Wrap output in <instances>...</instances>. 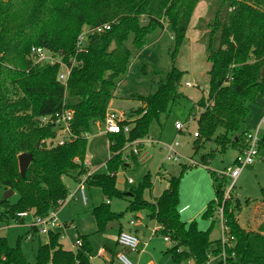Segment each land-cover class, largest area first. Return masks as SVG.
<instances>
[{
    "label": "trees",
    "instance_id": "1",
    "mask_svg": "<svg viewBox=\"0 0 264 264\" xmlns=\"http://www.w3.org/2000/svg\"><path fill=\"white\" fill-rule=\"evenodd\" d=\"M202 1L0 0V188L19 196L16 203L1 201L0 228L12 221L22 222L18 217L21 213L46 217L64 206L70 196L64 178L88 174L83 165L88 146L84 136L92 133L95 124L105 121L115 93L128 75L134 50L144 49L148 38L168 24L175 62L188 42L193 16ZM215 1L218 8L201 39L211 69L208 99L196 104L206 108L197 121L199 139L209 142L222 129L224 133L216 138L220 153L236 149L241 154L248 146L243 125L249 105L264 98V0ZM104 25H110L111 30L91 38L88 52L78 57L82 64L74 68L67 89L58 81L60 66H42L31 60L32 48L40 47L69 62L82 32ZM153 74L156 91L135 98L142 107L134 120L131 117L122 123L131 127L130 133L109 135L114 156L107 163L108 172L88 177L87 186L101 189L108 201L131 197L128 211L132 213L148 211L161 227V234L172 241L169 252L177 264L189 260L211 264L212 258L214 264H264V224L257 232L241 227L232 199L225 200L228 177L212 174L216 198L203 215L212 222L207 231L199 230L196 221L183 222L179 213L181 183L190 170L186 166L180 176L171 178L170 186L155 203L144 198L145 191L153 188L150 173L138 187L129 185L126 192L117 189V177L112 174L130 169L123 149L128 143L146 139L154 123L164 130V121L169 120L182 97L184 71L174 64L168 72L156 68ZM65 104L75 113L70 128L76 140L54 147L47 142L57 137V128L54 124L43 126L41 120L55 117ZM202 142H196L198 148ZM258 151L260 156L264 154V132ZM23 154L34 157L25 178L19 165ZM211 157H203L204 166ZM131 162L138 166V156L132 155ZM221 207L233 239L231 248L225 249L226 260L222 258V240H211ZM93 216L99 232H104L124 214L112 212L107 203L96 207ZM33 230L37 235L38 230ZM61 237L58 232L49 234L48 242L39 247L37 264H92V249L84 236H80L83 246L75 252L64 249ZM0 263L30 264L20 246L12 247L6 237H0Z\"/></svg>",
    "mask_w": 264,
    "mask_h": 264
},
{
    "label": "rangeland",
    "instance_id": "2",
    "mask_svg": "<svg viewBox=\"0 0 264 264\" xmlns=\"http://www.w3.org/2000/svg\"><path fill=\"white\" fill-rule=\"evenodd\" d=\"M217 8L218 4L215 0L202 1L193 16L187 35L188 42L178 52L175 62L172 60L174 50L173 35L168 24L164 30H157L148 38V44L144 49L134 50L128 75L120 83L118 91L115 93V100L109 107L113 111L125 113L128 120L132 119L131 117L135 118V112L143 105L142 102L137 101L135 98L137 96L148 97L156 91L154 83L156 78L153 74L156 68L168 72L175 64L176 67L185 72L180 88L182 97L174 106L169 120L164 121V130L154 123L147 139L153 138L157 142L166 143H173L177 139L182 143L179 152L198 163L196 167L190 169L185 174L181 183L184 192L183 196L189 202L192 201L191 206L195 209L204 200L207 192L206 185L201 183L204 180L203 172L210 175L214 183V178L211 174L219 170L224 171V169L230 168V166L232 167L240 155L236 149H230L226 154L220 153L216 138L224 133L222 129L217 132L211 141L206 143L194 137V133L199 131L197 126L199 116L197 114L196 103L202 98L208 99L205 93H208L209 90L210 77L208 72L211 69V64L208 62L205 46L201 39L206 31H209L208 26L212 22ZM130 47L132 49L131 45ZM142 65L146 66L144 70L141 69ZM186 83L196 84L197 88L187 87ZM262 99L264 98H258L255 104L249 105V115L243 125V131L254 132L262 119H264V104L260 102ZM177 121L186 124L184 132L179 133L176 130L175 123ZM98 124H100L99 127H102L101 123ZM101 130L103 129L93 126L91 137L88 140L86 163L91 166L92 171L98 170V174H105L108 172L106 164L110 160L112 153L110 151L109 136L102 134ZM263 132L264 125L262 126ZM199 141L202 142L200 148H198L196 143ZM47 144L51 145L54 143L47 142ZM142 148V155L148 154L152 156L149 165L134 166L131 162L129 164L131 166L130 169L127 171L121 170L118 173L116 186L119 191L126 192L128 187L124 184L126 182L125 176L128 179L132 178L135 181L134 187H138L146 175L150 173L154 188L151 190L147 189L144 193V198L149 202H154L168 188V185L170 186L169 182L171 178L180 176L183 166L166 162V153L161 144H156L155 146L144 144ZM131 152V149L127 150L125 155H129ZM207 155H212V157L206 169L203 165V157H207ZM65 185L69 189L71 196L78 188L77 182L69 177H65ZM201 190H205L206 192L200 194ZM230 194L236 219H239L240 224L244 228L254 229L253 221L256 209L264 204V154L256 158V163L253 166L246 167L243 170L234 187L230 190ZM5 195L4 189L0 188V203ZM71 196L67 199L65 206L59 210L58 216L62 225L68 223L73 225L69 229L57 230L58 233H62L61 242L64 248L68 251H75L76 248L73 246L75 236H84L92 249L91 263L106 264L105 260L100 257L99 251L104 248L109 251L116 250L118 230L112 226V223H115L112 222L108 225L106 231L99 232L98 224L93 216V210L96 207L107 204L108 199L104 196L102 190L96 187H86V204L80 195L79 199L81 200L77 199L78 197L73 199ZM18 199L19 196L14 195L9 200L12 203H16ZM131 200L132 198L128 197L127 199L118 198L109 201L112 212L119 215L124 214L122 219L116 221L114 225H117L118 222L124 225L132 221L136 222V216H139L143 222L141 223L142 226L139 225L137 227L142 229L145 238L148 240L153 233L152 229L157 226V223L149 218L148 211L138 213L128 211ZM237 206L238 209H236ZM2 211L3 209L0 207V212ZM33 223V215H30L24 221L23 226L17 225L16 221H12L8 225L9 228L7 226L0 228V237L8 238L12 247L20 246L28 262L30 264H37L36 256L39 247L47 242L48 236L40 234L31 236L29 230ZM213 232L211 239L217 240V238H222V223L219 218ZM151 239L148 245L143 243L139 251H127V256L134 264H177L169 252L173 247V243L165 242V237L162 234H157ZM143 249L144 252H142ZM190 261L185 263L187 264ZM193 261L189 264H196ZM113 264L120 263L116 260ZM211 264H214L213 260H211Z\"/></svg>",
    "mask_w": 264,
    "mask_h": 264
},
{
    "label": "built area",
    "instance_id": "3",
    "mask_svg": "<svg viewBox=\"0 0 264 264\" xmlns=\"http://www.w3.org/2000/svg\"><path fill=\"white\" fill-rule=\"evenodd\" d=\"M111 30L110 25H104L99 26L96 28H86L82 34L79 36L78 42H77V49L76 54L70 58L69 62H65L62 57L55 54L54 52H51L48 49L40 48V47H33L31 50V60L38 65L42 66H60V72L58 74V81L61 85H63L66 89L68 86V83L70 81L71 75L73 73V70L76 66H79L82 64L81 61H79L78 57L88 52V46L90 43V40L92 37H95L97 35H101L106 33L107 31ZM187 87H195L197 88V85H192L190 83H186ZM208 96V93L207 95ZM210 104L207 102V106ZM110 107V106H109ZM198 109V116H200L205 111V107H197ZM74 110L69 109L66 107V104L64 106V109L62 112L57 113L55 117H44L42 121V125L46 126L49 124H54L57 128V137L50 142L54 143L51 144L52 146H63L67 143L73 142L76 140V136L71 132L70 124L73 121L74 118ZM127 121V117L125 113H119L116 111H113L111 108H108L106 113V119L103 123H101V126L104 128V133L107 135L110 134H125L128 135L131 131L130 126H122V123ZM264 125V119L260 122L257 129L254 132L248 133V139L247 143L248 146L246 150L239 155V157L236 159V164L230 168H228L225 171L217 172V176L222 177H228L230 179V183L228 188L225 192V200L232 199L230 190L234 187L236 181L242 174L243 170L246 167L253 166L256 163V158L259 156L258 146L260 141V135L262 133V126ZM186 127V124H183L182 122H176L175 128L176 130L181 133L184 132ZM86 139H90L91 134L87 133L84 136ZM194 137L196 139H199L201 136L199 135V132L194 133ZM144 140H137L133 141L131 143H128L126 147L123 149V155L125 158V161L128 163V165L131 163V156L137 155L138 157L141 154V150L143 149L142 146L144 144H161L163 146V150L166 153L165 161L170 163H176L182 166H186L189 169H192L198 165L196 161H194L192 158H188L185 155L181 154L179 152L180 147H182V143L179 140H175L173 143H166V142H156L154 140L145 141ZM132 150L131 154L125 155L127 150ZM114 156V154L111 155V158ZM110 158V159H111ZM77 162L81 164V162L77 159ZM83 165L90 169V165L86 162L83 163ZM130 166V165H129ZM205 167V166H204ZM206 168V167H205ZM119 172L113 173L112 175L117 177ZM125 173V172H124ZM91 173H88L86 177L83 178V180L79 183L78 190L76 193H78L83 202L87 203V197H86V187H87V181L88 177H90ZM127 183L129 185H134L135 181L132 178H129L127 180ZM229 189V190H228ZM75 193V194H76ZM71 196V195H70ZM72 195L71 197H73ZM109 203V201H108ZM187 208L180 209L179 213H183L186 211ZM223 213L224 209L221 207L219 212L217 213L218 218L221 220L222 223V232L223 236L221 238L223 243V255L222 258L226 260V248H231L233 245V239L229 237L228 229L225 226V222L223 219ZM31 215V212H25L18 215V217L23 220L27 219ZM59 211L51 212L46 217H34V223L32 226H30L31 229H37L38 233L40 235L49 236L51 232H57V230H65V225H62L58 218ZM17 225H20L19 222H16ZM136 222H131V225L134 226ZM9 228V226H7ZM158 230H156L157 232ZM62 234V233H61ZM62 238V237H61ZM166 242L172 241L169 238H165ZM118 245L123 251H139V248L141 246V241L139 237L134 234L133 232H122L118 237ZM83 246V242L79 235L75 236V243L74 247L76 249H79ZM118 259L121 264H134L130 258L127 256L126 253H121L118 256Z\"/></svg>",
    "mask_w": 264,
    "mask_h": 264
},
{
    "label": "crops",
    "instance_id": "4",
    "mask_svg": "<svg viewBox=\"0 0 264 264\" xmlns=\"http://www.w3.org/2000/svg\"><path fill=\"white\" fill-rule=\"evenodd\" d=\"M207 93V92H206ZM205 93V95H207ZM115 100V99H114ZM113 100V101H114ZM261 100V99H260ZM113 101L111 102V103H113ZM199 102V101H198ZM260 102H262L263 104H264V99H262V101H260ZM197 104V103H196ZM128 120V119H127ZM131 120V119H130ZM132 120H134V118L132 119ZM177 122H179V121H177ZM99 125L100 124H95L94 126H96V127H98L99 129L101 128V129H103V130H101V133L102 134H105L103 131H104V128L103 127H99ZM247 132L248 133H250L248 130H247ZM105 135H107V134H105ZM109 136V135H108ZM149 137V136H148ZM147 137V138H148ZM146 138V140L147 141H149V140H151V139H147ZM145 140V141H146ZM152 140H154V141H156L155 139H153L152 138ZM157 142V141H156ZM158 142H160V141H158ZM111 144V143H110ZM153 146H155L154 144H153ZM240 154V153H239ZM139 158V165H143V164H145V165H149V161L151 160V158H152V156L151 155H148V154H144V155H142V154H140V156L138 157ZM84 162H86V158H85V161ZM235 163V162H234ZM107 165V164H106ZM232 166H234V165H232ZM205 167H207L208 168V166H205ZM231 167V166H230ZM129 168H131V166H129ZM206 168V169H207ZM228 169V168H227ZM227 169H224V171L225 170H227ZM98 171V170H97ZM97 171H92V168H91V166H90V169H88V173H91L90 175L92 176V175H94V174H98V172ZM223 170H219V171H217V172H222ZM159 172H161V171H159ZM207 172H209V171H207ZM217 172H215V173H217ZM210 173V172H209ZM124 174V173H123ZM203 174H204V180L203 181H201V183H204L205 185H206V187H207V192L205 191V190H201V193L200 194H202V193H204V192H206V194H205V198H204V200L201 202V203H199V205L197 206V208L195 209V208H193L191 205H192V201L191 202H189L188 200H186L185 199V197L183 196V188H182V185H181V198H180V206H179V210L180 209H184V208H187L186 209V211L185 212H183L182 214H181V219H182V221L183 222H185V223H187V224H190V223H192V222H194V221H196L197 223H198V227H199V230H201V231H207L209 228H210V226H211V221H206V220H204L203 219V215H204V213L207 211V208H208V205H209V203L211 202V201H213L214 200V198H215V193H214V190L215 189H213L214 188V183H213V179L210 177V175H207L205 172H203ZM211 174V173H210ZM86 175H88V174H86ZM86 175H83V176H80V177H74V176H72V177H69V178H71L72 180H74L75 182H77V184H78V186H79V183L83 180V178L84 177H86ZM159 175H160V173H159ZM212 175V174H211ZM125 180H126V182L124 183L125 185H126V187H128L129 186V184L127 183V180H128V178H126V176H125ZM64 182H65V178H64ZM200 183V184H201ZM135 185V184H134ZM134 185H131V186H134ZM88 187V186H87ZM168 187H169V185H168ZM153 188H154V186H153ZM168 189V188H167ZM77 190H78V188L76 189V191L74 192V196L72 197L73 199H76L77 197V199H79V194L78 193H76L77 192ZM76 193V194H75ZM213 193H214V195H213ZM70 197V196H69ZM158 198H156L155 199V201L154 202H151V203H155L156 202V200H157ZM79 200H81V199H79ZM67 202V201H66ZM182 202H183V204H182ZM189 203V204H188ZM66 204V203H65ZM65 204H64V206H65ZM63 206V207H64ZM62 207V208H63ZM147 212V211H146ZM33 213L34 212H31V215H33ZM149 213V212H148ZM185 215H187V217H185ZM34 216V215H33ZM59 216V215H58ZM149 216V215H148ZM29 218V217H28ZM150 218V217H149ZM151 219V218H150ZM26 219H23L22 220V222H20L19 224H20V226H23L24 225V221H25ZM152 220V219H151ZM136 224L134 225V226H132L131 225V222L129 223V224H126V225H124V224H122V223H117V225H114L115 223H112L111 225L112 226H114L117 230H118V232H117V240H116V250L115 251H112V250H107L106 248H104V249H101L99 252H100V257L101 258H103L104 260H105V263L106 264H113L116 260H118V262L120 263V261H119V259H118V256L121 254V253H126L127 254V251H123V249H121L120 247H119V245H118V237H119V235L122 233V232H133L134 234H136L138 237H139V239H140V241H141V245L144 243L145 245H148V243L150 242V240H152L151 238H153L155 235H159V234H161V227L159 226V224L157 223L156 225L157 226H155L153 229H152V234H151V237L147 240L146 238H145V235L143 234V231H142V229L140 228V227H137V226H142L141 225V223L143 222V220L142 219H140L139 218V216H136ZM238 222H239V224H240V221H239V219H238ZM253 224H254V226H255V228L254 229H247V228H244V226L243 225H241V227L242 228H244L245 230H247V231H253V232H257V231H259V228L261 227V225L262 224H264V204H262V205H260L259 207H257V209H256V212H255V219H254V221H253ZM63 225H65V227H66V229H69V228H72L73 227V225L71 224V223H68V224H63ZM156 230H158L157 232H156ZM34 231L35 230H33V229H31L30 228V230H29V234L31 235V236H37V235H35L34 234ZM59 231H61L60 229H59ZM60 233V232H59ZM214 233V232H213ZM212 233V234H213ZM30 236V237H31ZM80 236V235H79ZM212 241H218V240H220V238H217V240L216 239H211ZM47 242H48V240H47ZM46 242V243H47ZM60 242H61V240H60ZM166 242V241H165ZM45 243V244H46ZM74 243H75V241H74ZM61 244H62V242H61ZM63 245V244H62ZM73 246H74V244H73ZM63 247H64V245H63ZM65 249V248H64ZM66 250V249H65ZM77 250V249H76ZM75 250V251H76ZM68 251V250H67ZM71 251V250H70ZM74 251V252H75ZM142 252H144V249H143V251ZM211 260H213V263H215V259L214 258H212ZM193 260H191L189 263H191ZM91 262H92V258H91ZM194 262V261H193ZM189 263H187V264H189ZM121 264V263H120ZM183 264H186V263H183Z\"/></svg>",
    "mask_w": 264,
    "mask_h": 264
},
{
    "label": "water",
    "instance_id": "5",
    "mask_svg": "<svg viewBox=\"0 0 264 264\" xmlns=\"http://www.w3.org/2000/svg\"><path fill=\"white\" fill-rule=\"evenodd\" d=\"M262 74L264 75V69L262 71ZM39 146V145H38ZM33 155L32 154H23L19 157V165H20V172L23 178L26 177L27 171L31 165V163L33 162ZM15 192L10 190L6 192V195L4 197V200L7 201L9 199H11L12 197H14Z\"/></svg>",
    "mask_w": 264,
    "mask_h": 264
}]
</instances>
